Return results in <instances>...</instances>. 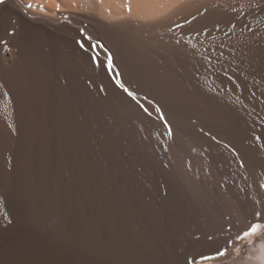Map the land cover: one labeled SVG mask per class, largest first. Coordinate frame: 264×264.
I'll return each mask as SVG.
<instances>
[{
	"label": "bare ground",
	"instance_id": "1",
	"mask_svg": "<svg viewBox=\"0 0 264 264\" xmlns=\"http://www.w3.org/2000/svg\"><path fill=\"white\" fill-rule=\"evenodd\" d=\"M262 132L264 0H4L0 264H264Z\"/></svg>",
	"mask_w": 264,
	"mask_h": 264
},
{
	"label": "snow or ice",
	"instance_id": "2",
	"mask_svg": "<svg viewBox=\"0 0 264 264\" xmlns=\"http://www.w3.org/2000/svg\"><path fill=\"white\" fill-rule=\"evenodd\" d=\"M4 0H0V4H3ZM232 27L234 28L235 25H232ZM84 39L86 40H91L90 37H85ZM80 48L88 51L89 49H91L92 47H94L93 45L89 44L88 48L85 47V42L84 40L78 41ZM177 43H179V41H177ZM99 45H96L95 47H98ZM222 54V53H221ZM96 63L97 66L103 67L106 71V73L110 74V75H115V68H114V63H113V59L111 56H109L107 58V62L100 60L98 57L96 59ZM210 63V61H209ZM231 80V78H229ZM118 83V87H120L121 89H123L124 92L127 93L128 96L132 97V99H136L135 94L129 90L128 88H126L124 86L123 83L121 82H117ZM8 94L5 93V96H7ZM153 106V102L152 101H148V106H144L141 105V107L143 108V111L145 113H147L149 116H152V111H150V108ZM154 111L157 113V119L160 121L162 128L164 129V132L162 134L164 135H168V136H172L173 135V129L171 126V123L168 121V119L164 116L163 112H162V108L159 105H156L154 108ZM213 139H215V137H213ZM255 140L259 141L264 139V132H262L260 135H256L254 137ZM243 166V164L241 165ZM260 188H264V184L259 185ZM256 235H264V213L256 211L254 212V221L251 222L247 229L243 231V235L242 236H238V239L244 240V239H248L251 238L253 236ZM208 239H212V237H208ZM218 255H224V252H220L218 251ZM190 256V258H189ZM197 256H199L201 259H208L210 257L206 256L204 253H191L185 256V264H196V260H197Z\"/></svg>",
	"mask_w": 264,
	"mask_h": 264
},
{
	"label": "rangeland",
	"instance_id": "3",
	"mask_svg": "<svg viewBox=\"0 0 264 264\" xmlns=\"http://www.w3.org/2000/svg\"><path fill=\"white\" fill-rule=\"evenodd\" d=\"M1 195V194H0ZM3 196L1 195V197H0V235L2 236L3 235V233H4V237L2 236V237H0L1 239H7L6 240V242L4 243H2L1 242V244H0V249L2 248H5L6 246H9V248L12 246V245H14V244H16V245H22V244H24V243H26V242H30L32 239H35L34 238V236L36 235V233H35V230H33V229H31V228H29V225L25 222V221H21L20 219H19V215H18V212H17V210L13 207V206H11L10 207V202H7V201H5V199L4 198H2ZM4 200V201H3ZM3 202H4V204H3ZM7 204H9L8 206H7ZM5 208V209H4ZM3 211H2V210ZM7 216V217H6ZM16 217V218H15ZM8 218H9V220H11V221H9L8 220ZM2 221V222H1ZM5 221V222H4ZM17 222H19V223H17ZM6 224V225H5ZM18 226H16V225ZM7 226V227H6ZM11 228H10V227ZM28 226V227H27ZM9 230H8V229ZM6 230V231H4V230ZM31 229V230H30ZM1 230H2V232H1ZM4 231V232H3ZM14 231V232H13ZM20 231V232H19ZM10 233V234H9ZM19 233H21V234H19ZM17 236H16V235ZM19 234V235H18ZM26 234H28V235H26ZM29 234H32V236L30 235L29 236ZM34 234V235H33ZM8 235V236H7ZM12 235V236H11ZM21 235V236H20ZM25 235V236H24ZM243 235V234H242ZM241 235V236H242ZM15 236V237H14ZM22 236H24L25 237V239H24V237H23V239H22ZM258 236H260V235H256V236H253V237H251V238H248V239H244L243 240V246L245 247L246 246V244H247V242H250V241H252L254 238H257ZM7 237V238H6ZM17 237V238H16ZM26 238H28V239H26ZM32 238V239H31ZM9 239V240H8ZM12 239V240H11ZM21 239L22 240H24V241H21ZM9 243V244H8ZM19 243V244H18ZM246 243V244H245ZM11 244V245H10ZM2 246V247H1ZM243 247V248H244Z\"/></svg>",
	"mask_w": 264,
	"mask_h": 264
}]
</instances>
